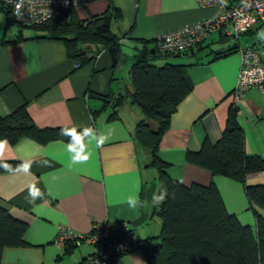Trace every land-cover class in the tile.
Listing matches in <instances>:
<instances>
[{
	"label": "crops",
	"instance_id": "obj_1",
	"mask_svg": "<svg viewBox=\"0 0 264 264\" xmlns=\"http://www.w3.org/2000/svg\"><path fill=\"white\" fill-rule=\"evenodd\" d=\"M110 6L120 13L111 22L119 45L107 49L85 45L83 50L92 60L77 66L67 57L61 41L22 33V40L10 43L20 29L8 24L0 4V115L25 105L39 129L92 125L94 133L105 138L96 147L95 141L89 143L90 137H85L91 155L80 164L71 163L72 154L63 141L41 145L23 138L5 146L0 161H17L31 168L28 173L0 175V209L27 224L24 240L28 245L6 249L2 264H79L97 252L98 246L82 244L65 254V249L54 245L59 227L85 235L103 221H126L139 243L137 249L110 264H157L147 258L145 249L158 243L161 222L154 211L160 203L152 201L154 195L162 194V187L156 170L147 166L148 153L135 141L142 111L127 96L117 119L108 120L113 109L104 101L130 91L128 70L137 60L153 58L156 35L210 18L220 9L202 7L197 0H80L75 12L80 20H87L102 15ZM231 41L212 33L192 50L160 62L184 65L193 88L170 117L159 143V157L168 164L167 174L174 181L185 186L213 182L226 210L242 224L253 226L240 184L213 177L185 159L187 152H197L204 141L216 144L225 129L241 56L236 50L215 58L214 52L232 46L227 45ZM258 92L253 89L246 94L237 121L245 135L246 153L264 157V97ZM247 183H264V173L249 175ZM30 185L43 193L34 203L27 199ZM137 196L142 206L131 208L127 201Z\"/></svg>",
	"mask_w": 264,
	"mask_h": 264
},
{
	"label": "trees",
	"instance_id": "obj_2",
	"mask_svg": "<svg viewBox=\"0 0 264 264\" xmlns=\"http://www.w3.org/2000/svg\"><path fill=\"white\" fill-rule=\"evenodd\" d=\"M1 9L8 24H17L9 11ZM119 16L120 13L110 6L100 16L80 20L71 6L57 10L40 26H16L34 30L35 38L63 42L67 57L77 66H83L92 60V57H87L83 46L100 45L107 49L119 45V37L111 31L112 20ZM252 33L249 31L246 35ZM22 39V31L19 30L17 39L10 43ZM239 47L236 42L214 52V56H226ZM175 55L180 54L162 55L155 49L150 61H135L128 70L130 91L111 100L107 97L104 101L105 104L111 103L113 109L108 120L117 119V112L127 96L141 109L143 118L136 125L135 141L148 153L147 166L156 170L162 194H165V199L154 211L161 222L160 233L156 237L158 243L145 249V254L157 264H264V183H247L249 175L264 173V157L246 153L245 135L237 121V108L231 104L225 129L216 144L204 141L197 152H187L185 159L213 177L220 176L240 184L252 211L253 226L242 224L236 215L226 210L213 182L208 186H185L174 181L167 174L168 164L159 157V143L168 129L170 117L193 88L184 65L168 61L156 64L160 57L167 59ZM89 127L93 129L92 125ZM62 129L37 128L25 105L8 115H0V140L6 139L12 146L23 138L41 145L54 141L69 143L71 138L61 135ZM82 130L77 129L78 132ZM2 164L15 169L21 163L0 161ZM12 172L15 171L0 167V175ZM26 231L27 224L12 217L6 209H0V264L6 249L28 246L24 240ZM73 248L76 247L68 244L65 254Z\"/></svg>",
	"mask_w": 264,
	"mask_h": 264
},
{
	"label": "built area",
	"instance_id": "obj_3",
	"mask_svg": "<svg viewBox=\"0 0 264 264\" xmlns=\"http://www.w3.org/2000/svg\"><path fill=\"white\" fill-rule=\"evenodd\" d=\"M202 7H217L220 12L210 18L160 33L154 38L157 52L162 55L183 54L197 47L212 33L238 43L240 37L255 27L264 25V0H197ZM12 19L24 27L44 24L60 9L76 8L80 0H0ZM264 45V43H261ZM264 49V46H262ZM241 61L237 82L232 92V105L237 108L246 94L257 89L264 92V50L255 45L239 47ZM70 244L98 246V251L87 256L79 264H110L117 256L137 249V243L126 221H103L92 226L88 234L75 233L67 227H59L54 240L58 249Z\"/></svg>",
	"mask_w": 264,
	"mask_h": 264
},
{
	"label": "clouds",
	"instance_id": "obj_4",
	"mask_svg": "<svg viewBox=\"0 0 264 264\" xmlns=\"http://www.w3.org/2000/svg\"><path fill=\"white\" fill-rule=\"evenodd\" d=\"M226 2V0H225ZM261 39H264V34H261ZM61 135L70 137V142L66 145L67 151L72 154L71 163L72 164H80L85 163L89 160L91 152L87 151V145L84 143L85 137H90L89 143L95 141L96 147H100L104 142V137H98L91 127H85L81 132H78L76 127L72 128H63L61 130ZM8 144V141L0 140V155L3 154L5 146ZM47 164V161L44 162ZM0 167H3L6 171H23L25 173L30 172L31 165L30 164H20L17 165L15 169L12 168L9 164H2ZM43 193L37 189L34 185H30L28 188V202L34 203L35 200L41 197ZM165 199V194H161L159 196H153V204H159ZM131 208H136L138 206H142L141 202L137 197H130L127 201ZM145 204L147 202H144Z\"/></svg>",
	"mask_w": 264,
	"mask_h": 264
},
{
	"label": "rangeland",
	"instance_id": "obj_5",
	"mask_svg": "<svg viewBox=\"0 0 264 264\" xmlns=\"http://www.w3.org/2000/svg\"><path fill=\"white\" fill-rule=\"evenodd\" d=\"M17 25V24H15ZM19 27H16V29H18ZM258 29L253 31V34H251L250 36L244 35L242 37H240L238 44L240 47L244 48L248 45H252L254 44L255 46H257L260 50H264L262 49L261 43H264V39H261V34H264V25L257 27ZM22 33L26 34H35L36 32L32 29H28V28H19ZM248 34V33H247ZM236 43V41L232 40L231 42H228L227 45H232ZM162 59H165L164 57H160V60L156 61V64H160L161 61H163ZM262 59H264V57H262ZM162 65V64H161ZM258 91V90H257ZM260 97H264V93L258 92ZM261 108L264 107V100L261 99ZM249 213L252 215V211L249 210Z\"/></svg>",
	"mask_w": 264,
	"mask_h": 264
}]
</instances>
